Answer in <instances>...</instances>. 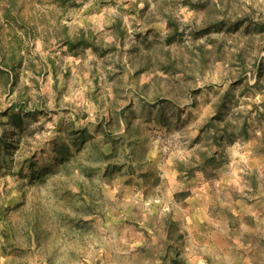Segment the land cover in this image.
<instances>
[{
  "label": "rangeland",
  "instance_id": "obj_1",
  "mask_svg": "<svg viewBox=\"0 0 264 264\" xmlns=\"http://www.w3.org/2000/svg\"><path fill=\"white\" fill-rule=\"evenodd\" d=\"M3 133L0 264H264V0H0Z\"/></svg>",
  "mask_w": 264,
  "mask_h": 264
},
{
  "label": "trees",
  "instance_id": "obj_2",
  "mask_svg": "<svg viewBox=\"0 0 264 264\" xmlns=\"http://www.w3.org/2000/svg\"><path fill=\"white\" fill-rule=\"evenodd\" d=\"M64 45L68 46L70 50H74L76 48H92L94 47V43L90 41L89 37L86 35V32L84 30H81L79 35L75 37L73 40L66 39L64 41ZM15 70V69H14ZM13 70V71H14ZM262 67L258 66L257 68V75L259 77L262 76ZM14 107V108H13ZM17 107L14 105L12 108L9 109V111L6 113L7 116H9V122L11 124L12 131L11 133L13 135H16V133L25 132L26 128L24 127L25 122L22 118V113L20 111H15ZM5 126V124H1ZM6 130L4 129V132ZM13 146L12 144H9L6 140V135L4 133L0 136V156L3 154H9V148ZM40 173V170L32 171V179H35L34 177H37V175Z\"/></svg>",
  "mask_w": 264,
  "mask_h": 264
},
{
  "label": "crops",
  "instance_id": "obj_3",
  "mask_svg": "<svg viewBox=\"0 0 264 264\" xmlns=\"http://www.w3.org/2000/svg\"><path fill=\"white\" fill-rule=\"evenodd\" d=\"M202 190H203L202 192L206 191L205 189H202ZM208 199H209L208 197L202 198V200H205V201L208 200ZM209 203H211L210 200H208V202L206 203V205H209Z\"/></svg>",
  "mask_w": 264,
  "mask_h": 264
}]
</instances>
